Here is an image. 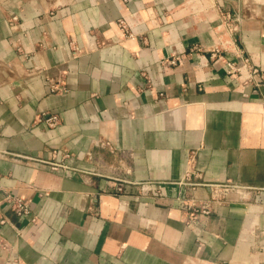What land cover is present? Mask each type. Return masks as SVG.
<instances>
[{
	"label": "crops",
	"instance_id": "0c3cea01",
	"mask_svg": "<svg viewBox=\"0 0 264 264\" xmlns=\"http://www.w3.org/2000/svg\"><path fill=\"white\" fill-rule=\"evenodd\" d=\"M228 60L264 72V0H0V264H264V78Z\"/></svg>",
	"mask_w": 264,
	"mask_h": 264
},
{
	"label": "built area",
	"instance_id": "2783aa9c",
	"mask_svg": "<svg viewBox=\"0 0 264 264\" xmlns=\"http://www.w3.org/2000/svg\"><path fill=\"white\" fill-rule=\"evenodd\" d=\"M15 17H13L14 19ZM238 16H231L228 13H223L221 15V22L227 27L228 30H236L237 23L239 22ZM118 24L122 30H127V24L123 19L118 20ZM217 48H214V52L217 51ZM176 59V58H175ZM175 59H171L168 63H175ZM226 72L229 76L238 78L242 84L247 83H257V80L264 78V72H262L258 67L248 64L246 60L242 61L239 64L228 60L226 62ZM63 89V83L61 79H56L54 82L50 83L51 91H59ZM39 119L43 120L47 126H55L59 122V117L55 113L48 114L43 112L38 116ZM217 189L226 190L233 187V184L224 183V184H215ZM5 200L10 205L11 209L16 214H25L28 212V204L26 200L14 196H6ZM208 201H203L200 204H196L195 201H191V213L195 214L197 212L207 213L209 212Z\"/></svg>",
	"mask_w": 264,
	"mask_h": 264
}]
</instances>
